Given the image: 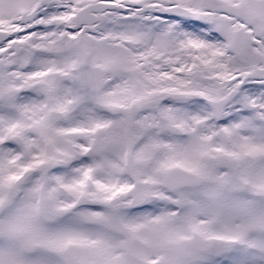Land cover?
<instances>
[{
	"label": "snow or ice",
	"instance_id": "1",
	"mask_svg": "<svg viewBox=\"0 0 264 264\" xmlns=\"http://www.w3.org/2000/svg\"><path fill=\"white\" fill-rule=\"evenodd\" d=\"M0 264H264V0H0Z\"/></svg>",
	"mask_w": 264,
	"mask_h": 264
}]
</instances>
